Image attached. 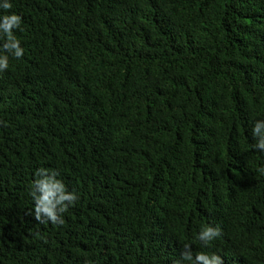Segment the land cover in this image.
<instances>
[{
  "label": "trees",
  "instance_id": "trees-1",
  "mask_svg": "<svg viewBox=\"0 0 264 264\" xmlns=\"http://www.w3.org/2000/svg\"><path fill=\"white\" fill-rule=\"evenodd\" d=\"M8 2L0 264H264V0ZM40 168L78 197L61 225L32 214Z\"/></svg>",
  "mask_w": 264,
  "mask_h": 264
},
{
  "label": "clouds",
  "instance_id": "clouds-1",
  "mask_svg": "<svg viewBox=\"0 0 264 264\" xmlns=\"http://www.w3.org/2000/svg\"><path fill=\"white\" fill-rule=\"evenodd\" d=\"M0 8L9 10L12 4L5 0ZM22 18L19 15H3L0 17V72L7 70L9 56L20 59L24 55V49L20 41L13 34L14 29H20ZM22 30V29H21ZM253 136L257 142L254 149L264 151V121H257L253 126ZM264 174V168L259 169ZM36 179L31 185L30 195L34 202V219L41 223L61 225L64 223L62 215L74 206L78 197L74 192H69L65 184L57 179L58 173L55 170L40 168L35 172ZM221 236V230L216 227H205L198 234V240L207 247L211 241ZM181 260L188 264H222L219 256H211L198 252L193 255L191 246L185 244L181 253ZM179 264V262H177Z\"/></svg>",
  "mask_w": 264,
  "mask_h": 264
}]
</instances>
